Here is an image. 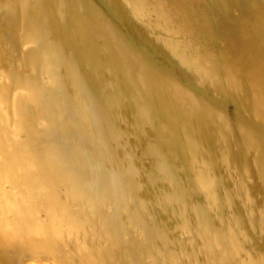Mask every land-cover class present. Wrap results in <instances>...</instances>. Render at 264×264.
<instances>
[{"label":"bare ground","instance_id":"bare-ground-1","mask_svg":"<svg viewBox=\"0 0 264 264\" xmlns=\"http://www.w3.org/2000/svg\"><path fill=\"white\" fill-rule=\"evenodd\" d=\"M0 264H264V0H0Z\"/></svg>","mask_w":264,"mask_h":264}]
</instances>
